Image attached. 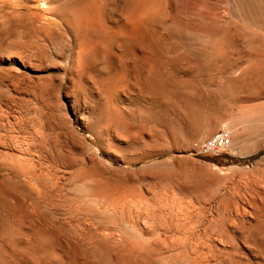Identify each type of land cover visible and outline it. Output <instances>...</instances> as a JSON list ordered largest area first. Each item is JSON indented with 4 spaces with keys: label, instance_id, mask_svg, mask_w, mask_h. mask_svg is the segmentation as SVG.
Listing matches in <instances>:
<instances>
[{
    "label": "rangeland",
    "instance_id": "1",
    "mask_svg": "<svg viewBox=\"0 0 264 264\" xmlns=\"http://www.w3.org/2000/svg\"><path fill=\"white\" fill-rule=\"evenodd\" d=\"M146 1L147 33L101 57L96 25L119 33L132 0H0V264H264V130L195 148L229 127L223 105L264 103V75L228 82L257 67L243 46L235 66L184 51L177 27L218 28L230 0Z\"/></svg>",
    "mask_w": 264,
    "mask_h": 264
},
{
    "label": "bare ground",
    "instance_id": "2",
    "mask_svg": "<svg viewBox=\"0 0 264 264\" xmlns=\"http://www.w3.org/2000/svg\"><path fill=\"white\" fill-rule=\"evenodd\" d=\"M82 1V0H81ZM73 3V2H72ZM90 3V2H89ZM130 3V2H129ZM230 5H231V15L229 16H224V18L222 19V23L220 24L221 26H219L218 28H214V29H209V30H205L203 32L202 35H198L194 32H186V30L184 28H181V27H177V35L178 37L180 38V40L182 39L183 42V48L184 51H186L194 60H197L200 62H209L210 61H221V62H224L226 63L227 61L229 62L230 61V64H233L235 66V64L237 62H240L243 57H240V55H235L234 54V49L237 48V47H245L248 51L247 52V55L249 57L247 61H249L250 59H252V64L254 63L255 66L257 67H253L252 69H249V68H244L242 69L238 76H236L237 78H229L228 82L231 83L233 85V87L235 86V88H240V89H244L249 83L250 81L252 80V77L250 75V72L251 70H253V72H257V73H261L264 75V0H230ZM88 4V3H87ZM86 4V5H87ZM91 5V3H90ZM89 5L90 8H93L95 5H98V4H95L92 5L93 7H91ZM88 6V5H87ZM98 7V6H96ZM99 7H100V4H99ZM151 5H150V2L146 1V0H132L130 6L128 7V9L126 10V13H125V18H124V22L121 24L122 25V29L121 30H118L119 33H116V29H115V33H113V31H111L113 34V36L109 37L110 34H108V29L104 30L103 28H105L106 25H104V27L101 28V26L99 25L100 22H95L96 19L94 17V21L91 23L93 24L92 26H95L96 24L94 23H97L99 26L97 27L96 25V28L95 30H98L97 33L99 35H97L98 37H102L103 36V39H102V42L104 41L103 44H105L106 40L112 42L115 47H117L118 49V44H120L121 46H126L125 45V42L127 39L128 41L133 42H138L136 41L135 37L139 34L140 36V31H143L145 33H147V28L150 27L149 25L152 24L154 22V17L151 15V14H148V11L150 9ZM89 8V9H90ZM87 9V7H86ZM85 9V10H86ZM96 9V8H93V10ZM101 8H98L97 10H99ZM126 9V8H125ZM42 10V9H41ZM57 10V9H56ZM72 10V9H71ZM96 10V11H97ZM88 11H92V10H88ZM222 11V10H221ZM86 12V11H85ZM89 12V13H90ZM93 12V11H92ZM91 12V13H92ZM101 12V11H100ZM67 13V12H65ZM64 13V14H65ZM88 13V12H87ZM97 13V12H95ZM99 13V12H98ZM102 13V12H101ZM216 14V13H214ZM222 14V13H221ZM69 15V14H68ZM93 15L96 16V14H92L91 18L93 17ZM101 15V14H100ZM66 16V15H65ZM70 16V15H69ZM98 16V15H97ZM96 16V18H98ZM101 16H104V15H101ZM100 17V16H99ZM71 18V17H70ZM89 18V17H88ZM104 18V17H103ZM107 18V17H106ZM73 19V17H72ZM102 19V18H101ZM100 19V20H101ZM99 21V19H97ZM156 20V19H155ZM158 20V19H157ZM88 21V20H87ZM90 21V20H89ZM88 21V22H89ZM107 21V20H106ZM122 21V20H120ZM182 21V19L180 20ZM185 21V20H184ZM72 22V21H71ZM91 22V21H90ZM89 22V23H90ZM118 22V21H116ZM159 22V21H158ZM165 22V21H164ZM188 22V21H187ZM119 23V22H118ZM166 23V22H165ZM177 23V22H176ZM191 23V22H189ZM188 23V24H189ZM86 24V23H85ZM88 24V23H87ZM102 24V22H101ZM118 25V24H116ZM191 25H193V23H191ZM213 25V24H212ZM75 26V25H74ZM158 26V25H157ZM156 26V27H157ZM177 26V25H176ZM189 26V25H188ZM218 26V25H217ZM194 27V26H193ZM192 27V28H193ZM106 28H108L106 26ZM111 28V27H110ZM109 28V29H110ZM114 28V27H113ZM116 28V27H115ZM118 28V27H117ZM159 28V27H157ZM119 29V28H118ZM195 29V28H193ZM201 29V28H200ZM199 29V30H200ZM207 29V28H206ZM114 30V29H113ZM201 32V31H199ZM110 33V32H109ZM121 33V34H120ZM162 34V33H161ZM109 35V36H108ZM148 35V34H147ZM96 36V35H95ZM108 36V37H107ZM77 37V36H76ZM107 37V38H106ZM128 37V38H127ZM97 38V37H96ZM137 38V37H136ZM148 38V37H147ZM76 39V38H75ZM99 38L95 39L94 37V40H98ZM105 39V40H104ZM76 40H79V39H76ZM93 40V41H94ZM139 40V39H138ZM144 40V39H143ZM180 40L178 42H180ZM83 39H81L80 41V46L84 44V42L82 43ZM85 41V39H84ZM147 41V40H146ZM152 41V40H151ZM100 42V41H98ZM101 42V43H102ZM124 42V43H123ZM79 43V41L77 42V44ZM82 43V44H81ZM89 43V42H88ZM92 43V42H91ZM95 44H97V52L99 53H102L100 56L102 57L104 53H107V44H105L106 46H104L103 44L101 43H96L94 42ZM109 43V42H108ZM76 44V43H75ZM74 44V48L75 45ZM101 44V46H99ZM124 44V45H123ZM133 44V43H132ZM93 47L94 44H92ZM90 44V46H92ZM73 46V45H72ZM85 46V45H83ZM103 46V48H102ZM119 47L120 49L122 47ZM131 46V45H130ZM79 47V45H78ZM78 47L75 48L74 51H77L76 49H78ZM89 47V45H88ZM107 47V48H106ZM73 48V49H74ZM85 48V47H84ZM90 48V47H89ZM96 48V47H95ZM94 48V49H95ZM114 48V46H113ZM179 48V46H178ZM80 49L83 50V48H79L78 51H80ZM116 49V51H117ZM81 50V51H82ZM87 50V48H86ZM119 50V49H118ZM122 50V49H121ZM180 50V48H179ZM96 51V50H95ZM123 51V50H122ZM245 51V49H244ZM243 51V52H244ZM85 52V51H84ZM93 52V51H92ZM96 52V53H97ZM120 52V51H119ZM180 52V51H179ZM177 52V54L179 53ZM183 52V51H182ZM237 52V51H236ZM240 52V50H239ZM76 54L78 52H75ZM80 53V52H79ZM95 53V54H96ZM74 54V55H76ZM83 55V53H80V55ZM90 54V53H89ZM114 54H118V53H114ZM114 54H111V56H113ZM180 54V53H179ZM79 55V54H77ZM86 55V54H85ZM94 55V54H93ZM97 55V54H96ZM98 55V56H99ZM126 55V54H125ZM246 55V56H247ZM91 56V55H90ZM119 56H121V54L117 55V57L119 58ZM178 56V55H177ZM189 56V57H190ZM244 56V55H243ZM74 57V56H73ZM83 57V56H82ZM95 57V56H94ZM93 57V58H94ZM110 57H107V59L109 60ZM78 58V56H77ZM84 58V61H85V57ZM88 58V57H87ZM100 58V57H99ZM113 58V57H112ZM111 58V59H112ZM121 58V57H120ZM191 58V59H192ZM250 58V59H249ZM76 58H74L75 60ZM79 59V58H78ZM78 59H77V62H78ZM90 59V58H89ZM98 59V58H97ZM115 59V57H114ZM122 59V58H121ZM88 60V59H86ZM82 61V59H81ZM100 61V60H99ZM119 61V59H118ZM185 61V60H184ZM249 61V62H251ZM76 62V61H75ZM75 62H72V63H75ZM76 62V63H77ZM80 62V61H79ZM86 62V61H85ZM89 62H91L92 64L94 62H97L95 60H93V62L90 60ZM89 62H86L89 64ZM112 62V61H111ZM121 62V60H120ZM242 62V61H241ZM71 63V64H72ZM82 63V62H80ZM79 63V65H80ZM85 63V64H86ZM113 63V62H112ZM131 63V62H130ZM160 63V62H159ZM78 64V63H77ZM97 64V63H96ZM119 64V63H118ZM73 65H76V64H73ZM83 65V64H82ZM95 65V64H94ZM98 66L101 65V62L99 64H97ZM123 65L120 64V66ZM96 66V65H95ZM104 66V65H103ZM117 66V65H116ZM119 66V67H120ZM110 67V66H109ZM90 68V67H89ZM88 68V69H89ZM100 68V67H99ZM117 68V67H116ZM124 68V67H123ZM123 68L121 67V69H119V72H122ZM126 68V66H125ZM101 70L104 69L103 67L100 68ZM115 70V68H114ZM121 70V71H120ZM118 71V69H117ZM127 71V70H126ZM115 72V71H114ZM119 72L118 74L117 73H113V77H115V75H119ZM126 73V72H125ZM105 74V73H104ZM115 74V75H114ZM107 75V74H106ZM104 75V76H106ZM121 75V73H120ZM103 77V74L101 75ZM109 76V74L107 75ZM106 76V78H107ZM122 76V75H121ZM127 74L125 75V78H126ZM139 76V75H138ZM111 77V76H110ZM105 78V77H104ZM109 78V77H108ZM117 78V77H115ZM115 82L117 81V79H115ZM119 78V77H118ZM134 78V77H133ZM101 79V77L99 78ZM98 79V80H99ZM230 79H233V80H230ZM262 81H264V78L262 76ZM260 79V80H261ZM97 80V81H98ZM103 81V79H101ZM101 80H99L98 82L101 84ZM105 81L107 80L110 84H111V81L113 80V78L111 77L110 79H104ZM111 80V81H109ZM113 80V82H114ZM104 81V82H105ZM103 82V84H104ZM107 83V82H106ZM109 83H107L109 85ZM98 84V83H96ZM113 84V83H112ZM247 84V85H246ZM257 84V83H256ZM255 84V85H256ZM107 85V87H108ZM250 85V84H249ZM99 86V85H98ZM102 87L106 86V85H102ZM99 86V87H101ZM114 86V84L112 85ZM111 87V85H109V87L107 89H109ZM105 88V87H104ZM118 88V87H117ZM97 89V88H96ZM100 89V88H99ZM106 89V88H105ZM112 89V88H111ZM111 89H110V92H111ZM103 90V89H102ZM250 90V89H249ZM253 94L255 93L253 91V89H251ZM257 90V89H256ZM239 91V90H238ZM241 91V90H240ZM248 91V90H247ZM99 93V91H97ZM108 92V90H107ZM106 93V91H105ZM103 93V95L105 94ZM191 93V92H189ZM193 93V92H192ZM238 93V92H237ZM249 93H251L249 91ZM114 94V93H113ZM165 94V93H164ZM252 94V93H251ZM256 94V93H255ZM101 95V94H100ZM106 95L108 96V94L106 93ZM109 95H111L109 93ZM188 95V93H187ZM192 95H195V93H193ZM221 95V94H220ZM102 96V95H101ZM106 96V97H107ZM191 96V95H189ZM223 96V95H222ZM109 98L111 96H108ZM198 96L196 95L195 97L193 96L192 98H197ZM225 97V95L223 96ZM226 98V97H225ZM112 99V98H110ZM107 100V99H105ZM102 101V100H100ZM110 100L106 101L109 102ZM113 101V100H112ZM116 101V100H115ZM105 102V101H104ZM101 103V102H100ZM117 103V102H116ZM105 104V103H104ZM102 104V105H104ZM107 104H110V103H107ZM105 109L107 107V105L105 104ZM103 107V106H102ZM227 106L223 105V107L219 108L216 112H217V115H220L221 118H219L217 116V118H219L221 121L220 123H224L226 124L225 126H229L228 128L230 129H225L228 133V141L227 143L229 144L230 143V134H231V143L234 144H237L239 143L240 141L252 136L254 133L256 132H260L262 130H264V103L262 105H259V106H254V107H245V106H240V107H237L236 109V112L235 113H232L230 111H227ZM98 109V108H97ZM109 109V107H108ZM110 109H111V106H110ZM109 109V110H110ZM100 114H99V117L96 116V118L98 117L97 120H99V124H102L100 127H97L95 125V123H92V122H88L87 125L88 127L90 128H93L94 127V130H96L95 132V135L101 145V134L102 132H104L108 127L110 129V124L114 121L111 120L110 115L108 116V114H106L105 110L102 108L100 109ZM108 110V112H109ZM107 111V110H106ZM111 111V110H110ZM107 112V113H108ZM113 112V110L111 111V113ZM99 113V112H98ZM110 113V112H109ZM219 113V114H218ZM119 114V113H118ZM107 115V116H106ZM106 116V120L105 122H107L106 124L102 122V120H104ZM113 118L112 119H116L115 117V114H112L111 115ZM92 119V118H91ZM110 122H108V120ZM93 121V120H92ZM112 123V124H113ZM109 124V125H107ZM114 126H115V123H114ZM113 126V127H114ZM98 128H100L99 130H97ZM113 130H115L113 128ZM112 130V133L114 132ZM209 130V129H208ZM109 131V130H108ZM116 131V130H115ZM105 133V132H104ZM106 134V133H105ZM109 134V133H108ZM110 135V134H109ZM106 136V135H105ZM111 137V136H110ZM109 136L107 138H110ZM103 138V137H102ZM104 139V138H103ZM112 139V138H111ZM105 141V140H104ZM104 143V142H103ZM230 143V144H231ZM109 144V143H108ZM115 144V143H114ZM104 145V144H103ZM102 147V146H101ZM103 148V147H102Z\"/></svg>",
    "mask_w": 264,
    "mask_h": 264
},
{
    "label": "built area",
    "instance_id": "3",
    "mask_svg": "<svg viewBox=\"0 0 264 264\" xmlns=\"http://www.w3.org/2000/svg\"><path fill=\"white\" fill-rule=\"evenodd\" d=\"M228 133L225 129H221L212 136L201 140L195 144L196 150L201 153H211L225 149L229 144Z\"/></svg>",
    "mask_w": 264,
    "mask_h": 264
},
{
    "label": "trees",
    "instance_id": "4",
    "mask_svg": "<svg viewBox=\"0 0 264 264\" xmlns=\"http://www.w3.org/2000/svg\"><path fill=\"white\" fill-rule=\"evenodd\" d=\"M197 155H202L206 159H216L217 156L220 154L214 155L212 153H205V154H197Z\"/></svg>",
    "mask_w": 264,
    "mask_h": 264
}]
</instances>
